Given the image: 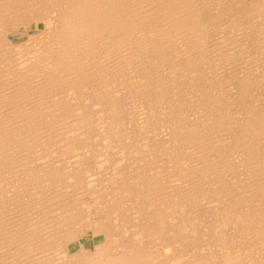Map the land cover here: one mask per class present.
<instances>
[{"label":"rangeland","instance_id":"rangeland-1","mask_svg":"<svg viewBox=\"0 0 264 264\" xmlns=\"http://www.w3.org/2000/svg\"><path fill=\"white\" fill-rule=\"evenodd\" d=\"M119 1L122 3L125 0ZM135 1L136 0H132L133 3H136ZM163 1L165 2L166 0H151L152 3L144 9L146 18H148L149 21H147L144 25L145 29H143L142 32L144 34L146 33L147 35L144 38H139V40H136V42L145 41L146 43L157 41L162 43V48L164 47V52H166L161 55L160 59L153 60L154 56L153 58L152 56H149L147 58L148 61H144L146 63V68L143 70H139L138 68L137 70L134 67H129L127 64L120 66L118 65L119 60L115 58L111 59L109 63L103 62L102 64L105 65L104 71H102L100 68L92 71V74H94L92 78L94 80L91 79L90 83L82 88L83 94L80 97L78 91L71 90L74 92L75 96L78 95V107H75L74 110L67 111V106L63 105V109H58L59 107L57 106L52 108L54 110L52 113L48 111L47 114L52 116H54L55 113H57L56 115L61 116L58 117L60 119L56 118L58 123L54 121L55 118L50 116H46L47 118H41L40 121L42 123L46 122L48 124L56 122L55 124L61 125V134L60 131H55V129L51 131L52 133H50V135H43V139L41 138V141L44 139L45 140L41 142L42 146L40 150L29 155L26 160L25 157L24 160L22 158V162H20L21 160H18L19 163L14 165V167L17 166V168L13 169V167L9 170L6 168V172L4 170L5 167L0 170V175L3 178H0V191L2 190V186L3 188L5 187V190L3 189L0 193L4 194L6 192V187H9V190L7 189V191H10L6 192L4 197L6 198L4 200V207L8 208V213L11 211L13 212H11L12 214L9 213L10 217L8 215L10 219L7 217L9 221L11 220L9 225L15 226L14 228H21L14 230L15 232L21 231L22 233L21 239L19 241L22 239V241H25L27 239V241H25L27 242V245L25 242H22V245H19L21 250L18 247H15V249L18 250L16 255L18 258L15 257L16 259H14V256H12L8 251L1 252L0 250V259L7 256V259H11L10 263L12 264H36V261H28L29 258L27 253L33 254L31 253L30 249H32L33 252L42 251L40 248H44L43 250L50 248L52 249L57 243L54 241L52 243L51 235L53 233H57L55 236L60 239L62 235L60 240L65 241V244L63 243L64 241H62V243L58 245H60L62 248L64 247L62 250H67L66 253H68L69 256H67L65 260H58L48 264H116L115 261L117 258L118 260L123 259L122 255L117 253V250H126L132 247L131 243H133L132 240L134 238V245L136 246L137 250L145 252V250L149 249L148 252H152V254L148 253L150 256H148L149 258L147 257L146 259L148 264H152L154 261L158 262L159 260H161V262L157 264H225L221 260V255L224 252L230 253L232 260H238L240 264H259L264 261V222L253 224L252 226L244 229L233 222H222V220H226L224 217H222L224 215L221 214L224 209H230L232 205L233 209L236 210L241 207L237 210V212H239V210L243 211L245 207L241 205V201L247 198L248 194L256 196L259 194L257 191H260V184H258L259 178H257L260 175V172H257L258 174H256L254 171L256 170V165L264 166V160H261V157L264 158V124H262L264 123V115H262L264 114V0H194L197 1V5H199L197 14L201 16V20L199 21L201 23H196L194 25L195 30L189 31L190 33L183 32V34H177L174 31L170 32L169 34L168 32L171 30H167L166 24L163 23V20L159 17L160 14L157 15L158 13H161L162 9L160 8L159 4L162 5ZM38 17L40 16L37 15L36 18H30L27 20L28 22H25V26L21 23H12L10 25L11 29L14 28L16 34L14 39L15 44L13 43L12 45L14 46L15 52L18 51L21 53H26L27 56H31L37 51L39 52L41 50V46L48 38V35L45 31V33H39L42 29L46 28V26L45 23H42V19ZM33 21H38L39 28L35 27L34 24L31 23ZM146 26H148V28ZM37 34L40 35L34 37ZM167 34L171 36L168 39H166ZM21 41L22 44L20 45ZM100 43L104 44L105 42ZM166 43L167 46H164ZM106 55L107 54H104V50H102V52H100L96 58L97 60L100 59L99 61L102 62L109 58ZM3 56L4 54L2 53L0 55V60ZM4 65L5 63L1 60L0 70H6V67H3ZM110 65L113 66L110 68ZM156 68L159 75H157V72L155 71ZM116 70H118V72ZM149 71H151V73H149ZM155 79L160 81V85L152 87L155 83ZM93 96L95 98H92ZM102 96L103 98H101ZM54 97V95L50 96V98ZM194 102L197 103V105ZM115 107L120 111V115L118 116L114 115ZM145 120L148 121L146 122ZM228 125H230V127ZM193 127L195 129H193ZM198 129L201 130L199 131ZM68 130L70 131L66 134V131ZM174 130H176V132ZM37 133L38 131L35 134ZM166 133L170 134L167 135ZM71 134L72 136H70ZM186 135H188V137ZM193 143H195V145ZM184 146L186 147L184 148ZM209 146H212L211 150ZM230 146L233 148L231 149ZM195 148H199L201 150ZM204 151H206L205 155ZM221 151L223 152V155ZM207 152L211 153L206 154ZM218 152H220V155ZM75 154H77V156ZM146 155L147 158L142 157ZM149 155L150 157L148 158ZM171 155L173 156L171 157ZM207 156H209L210 159ZM38 157H40V159ZM31 159L33 162L29 163ZM59 159L61 162L57 163V161H60ZM207 159H209L207 163L204 162ZM215 162L216 165L218 164L217 166L215 165ZM223 162L226 166L223 164ZM21 163H23V165ZM42 163L43 165H41ZM226 163L231 164L227 165ZM198 164L199 167L197 166ZM220 164L223 165L221 166ZM48 165H50V167ZM39 166L40 170H36V168H39ZM50 168L52 169L51 173ZM72 169H78L85 179L95 178V184L92 186H87V184H85L82 187L78 186L74 189L69 188L68 190L65 189L63 184H60L58 185L59 188H57L56 186L59 183L58 177L60 178L62 175L66 174L65 172H68ZM185 169L186 171H184ZM200 169L201 171L203 170L202 173H200ZM214 169H216V171H214ZM20 171H22V173H20ZM28 171H32L34 174L37 172L36 174L40 176L42 175L41 178L43 177L42 179L46 180H44L46 185L50 183L51 185L49 184L48 186L52 188L50 189L47 186L43 191L44 193L46 192V194L43 193V196L42 194H37L36 191H33V189H28L26 191L23 186H18L20 188L19 190L17 187H15L13 180L22 179L24 177V173H28ZM191 171L193 172L191 173ZM213 171L214 173H212ZM177 172L181 174L179 175ZM154 173H156V175ZM189 174L190 178L187 177ZM52 175L55 180L50 178ZM142 175L145 176V178ZM176 175L179 177L175 178ZM206 175L209 179L206 177ZM14 176H17L18 179ZM252 176L253 178H251ZM152 177L156 180H154ZM148 178L149 180L146 181ZM171 178H173V181ZM7 179H9L10 182ZM51 179L52 183L48 182ZM206 179L209 180L210 183L207 182ZM211 179L214 182H212ZM195 180L196 182H194ZM223 180H225L226 183ZM153 181L156 184H154ZM239 181L243 182L241 183ZM3 182L5 184H3ZM118 182L120 184H118ZM221 182H223L224 185L221 184ZM109 183L111 184L109 185ZM178 183H182V186ZM251 183H255L256 186L254 184L253 187ZM173 184L174 186H172ZM227 185L230 188L229 190L232 191L234 189L233 193L228 190ZM249 185L252 186V190H250L251 186ZM221 187L223 189H221ZM238 187L242 191L238 190ZM176 188L179 190H176ZM247 188L251 192H249ZM11 189H14L12 191L13 193L11 192ZM148 190L149 193H151L150 197L146 196ZM153 190L155 191L152 192ZM237 190L238 192L236 193L235 191ZM51 192L52 195H49L53 199L48 197V193ZM241 192H244V194ZM15 193L18 197L14 196ZM141 194H145L144 196L147 197V200H145V197H142ZM243 195L245 198H243ZM137 196H139V199H144L140 201ZM29 197L32 200L29 199ZM227 197L230 200H228ZM37 198H40V201ZM64 198L67 199L65 200ZM127 198L129 200H127ZM179 198L181 199L179 200ZM2 199L3 198H0V201ZM240 199L242 200L240 201ZM26 201H28V203ZM135 201L136 203H134ZM146 201H148L150 205L147 204ZM236 201L237 203L239 201L238 204L241 206H238ZM20 203L23 205L21 206ZM59 203H61L62 206H60L61 204ZM194 203L197 204L198 207L194 205ZM140 204H142L141 206L144 207H141ZM208 204L211 205V207ZM18 206L20 208H18ZM145 206H147V209ZM32 208L34 210H32ZM67 210L68 213L66 212ZM28 211L32 213L31 216H29L30 213L28 214ZM150 211L152 213H150ZM159 214L162 218L159 216ZM192 214H195V216ZM36 219H38V221ZM17 222L19 223L16 224ZM100 227V232L107 238V242L110 245L109 253L104 256L105 258L102 257L100 253L98 254L100 249H94L93 247L95 243H100L104 239L102 234L92 238L93 230L95 228L99 229ZM152 228H156L155 230L158 232L160 230L161 231L155 237L151 236V238H144L150 234L149 232ZM61 230L63 231L61 232ZM46 236L47 238H45ZM240 236L241 238H238ZM255 237L258 238L259 242L254 240ZM28 239L31 240L29 241ZM33 239L35 240L33 241ZM11 242H13V240H11ZM118 242L120 244H118ZM181 242L184 244H181ZM11 244L12 243H10V245ZM12 246L13 245H11V248ZM36 248L37 250H34ZM24 258H26V260ZM89 258H91L90 262L88 260ZM23 259L24 261H22ZM122 263L123 262H120L119 264ZM37 264L43 263L39 262Z\"/></svg>","mask_w":264,"mask_h":264},{"label":"bare ground","instance_id":"bare-ground-1","mask_svg":"<svg viewBox=\"0 0 264 264\" xmlns=\"http://www.w3.org/2000/svg\"><path fill=\"white\" fill-rule=\"evenodd\" d=\"M124 1V0H123ZM204 1V0H202ZM136 3H133L132 0H125L124 2H120L119 0H0V55L3 53L4 56L2 57V62L5 63L3 67H6V70H0V170L4 168V170L7 168L12 169L16 163H19L18 160H21L22 158L25 160L26 158L35 153L36 151L40 150L42 144L41 138L43 139V135H50L52 133L51 131H60L61 134V125L55 124L58 117H61L59 115L54 116L47 114L48 111L51 113L54 111L52 108L59 107L58 109H63V105L67 106L68 110H74L77 106L78 95L75 96L74 92L71 90L78 91L79 97L83 94V87L88 85L90 83L92 76V71L95 69H101L104 71L105 65L102 63H109L111 59L115 58L118 59V65L124 66L127 64L129 67H134L140 69L146 68V62L148 61L149 56H154L153 60H159L161 55L164 52V47L162 48L163 44L157 41L153 42H136V40H139V38H144L147 34L143 33L142 30L145 29L144 25L147 21H149L148 18H146V13L144 11L145 8L148 7L152 2L151 0H136ZM160 3V2H159ZM157 3V4H159ZM208 3V2H207ZM160 5L161 13L160 18L163 20V23L166 24L167 30H171L168 33L174 31L177 34L183 32H189L195 30L194 25L201 20V16L197 14V10L199 9V5H197V1L194 0H166L165 2H162V5ZM158 5V6H159ZM205 5V4H204ZM203 5V6H204ZM213 5V4H212ZM156 7V6H155ZM152 7V8H155ZM196 7V8H194ZM234 7V6H233ZM194 8V9H193ZM192 9V10H191ZM207 9V8H206ZM149 10V9H147ZM151 10V9H150ZM156 12V11H155ZM154 12V13H155ZM49 13V15H48ZM206 13V12H205ZM202 14V13H201ZM37 15H39L42 19V23H45L46 28L42 29L39 33H45L48 35V38L41 46V50L36 52L35 54L31 56H27L26 53L21 52H15L14 51V39H15V31L14 28L11 29L10 25L12 23H21L25 26V22H28L30 18H36ZM149 17V16H148ZM155 17V16H154ZM205 17V16H204ZM235 17V16H234ZM203 19V17H202ZM41 22V21H40ZM34 24L35 27L39 28L38 21L31 22ZM30 23V24H31ZM14 25V24H13ZM149 25V23H148ZM153 25V24H152ZM27 26V25H26ZM148 28V26H146ZM34 28V27H33ZM45 31V32H44ZM150 32V31H149ZM190 33V32H189ZM37 34L34 37L40 35ZM167 34L166 39L170 38L171 36ZM181 34V35H182ZM20 35V34H19ZM152 35V34H151ZM139 36V37H138ZM40 38V37H38ZM43 38V37H42ZM18 39V38H16ZM33 39V38H32ZM41 39V38H40ZM35 40V39H33ZM26 42V41H25ZM100 42H105L100 43ZM206 43V42H205ZM15 44V43H14ZM22 44V41L20 42V45ZM170 44V43H169ZM168 44V45H169ZM19 45V44H18ZM167 46V43L166 45ZM209 46V45H207ZM264 46V45H263ZM17 47V46H15ZM170 47V46H169ZM174 47V46H173ZM248 47V46H247ZM38 48V47H37ZM40 49V48H39ZM38 49V50H39ZM175 49V48H174ZM34 50V49H33ZM32 50V51H33ZM104 50V54H107L109 58H107L105 61H99L97 60L98 54ZM204 50V49H203ZM231 50V49H230ZM172 52V51H171ZM29 53V52H28ZM32 54V53H31ZM206 54V53H205ZM213 54V53H212ZM195 55V54H194ZM237 55V54H236ZM263 55V54H262ZM16 57V58H15ZM100 57V55H99ZM98 57V58H99ZM165 57V56H163ZM106 58V57H105ZM114 59V60H115ZM263 59V58H262ZM0 60V61H1ZM113 60V61H114ZM171 60V59H170ZM252 60V59H251ZM169 62V61H168ZM117 63V62H116ZM111 64V63H110ZM171 64V63H170ZM173 64V63H172ZM109 65V64H108ZM115 65V64H114ZM126 65V66H127ZM110 65L109 67L111 68ZM127 66V67H128ZM172 66V65H171ZM174 66V65H173ZM256 66V65H255ZM151 67V66H150ZM153 67V66H152ZM130 69V68H129ZM135 69V70H136ZM137 69V70H138ZM164 69V68H163ZM114 70V69H113ZM119 70V69H118ZM118 70H116L118 72ZM115 71V72H116ZM157 72V68L155 69ZM138 72V71H136ZM97 73V72H96ZM101 73V72H100ZM151 73V71H149ZM233 73V72H232ZM114 74V73H113ZM134 74V73H133ZM161 74V73H160ZM238 74V73H237ZM119 75V74H118ZM121 75V74H120ZM157 75L158 72H157ZM134 76V75H133ZM143 76V75H142ZM146 76V75H145ZM215 76V75H214ZM122 77V76H121ZM175 77V76H174ZM112 78V77H111ZM169 78V77H168ZM148 79V78H147ZM94 80V79H93ZM115 81V80H114ZM94 82V81H93ZM126 82V81H125ZM135 82V81H134ZM142 82V81H141ZM148 82V81H147ZM96 83V82H95ZM98 84V83H97ZM125 84V83H124ZM128 84V83H127ZM140 84V83H139ZM254 84V83H253ZM117 85V84H116ZM129 85V84H128ZM127 85V87H128ZM160 85V81L155 79V83L152 87H156ZM90 86V85H89ZM174 86V85H173ZM210 86V85H209ZM214 86V85H213ZM263 86V85H262ZM93 87V86H92ZM98 87V86H97ZM126 87V86H125ZM94 88V87H93ZM129 88V87H128ZM172 88V87H171ZM177 88V87H176ZM261 88V87H260ZM200 89V88H199ZM246 89V88H245ZM86 90V89H84ZM210 90V89H209ZM146 91V90H144ZM245 91V90H244ZM86 92V91H85ZM116 92V91H114ZM113 92V93H114ZM171 92V91H169ZM91 93V92H90ZM117 93V92H116ZM120 93V92H119ZM92 94V93H91ZM162 94V93H161ZM166 94V93H165ZM225 94V93H224ZM55 96L54 98H50V96ZM94 95V92H93ZM89 96V95H88ZM92 96V95H90ZM111 96V95H110ZM142 96V95H141ZM159 96V95H158ZM174 96V95H173ZM252 96V95H251ZM85 97V96H84ZM97 97V96H96ZM92 98H95L94 96ZM91 98V99H92ZM98 98V97H97ZM96 98V99H97ZM103 98V96L101 97ZM106 98V97H105ZM114 98V97H113ZM210 98V97H209ZM81 99V98H80ZM84 99V98H83ZM82 99V100H83ZM86 99V98H85ZM115 99V98H114ZM171 99V98H170ZM95 100V99H94ZM99 100V99H98ZM97 100V101H98ZM102 100V99H100ZM169 100V99H168ZM175 100V99H174ZM212 100V99H211ZM227 100V99H226ZM81 101V100H80ZM84 101V100H83ZM159 101V100H158ZM178 101V100H177ZM204 101V100H203ZM214 101V100H213ZM168 102V101H167ZM180 102V101H179ZM178 102V103H179ZM251 102V101H250ZM165 103V102H164ZM172 103V102H171ZM193 103V102H192ZM191 103V104H192ZM195 103V102H194ZM62 104V105H61ZM96 104V103H95ZM122 104V103H121ZM120 104V105H121ZM197 105V103H195ZM218 104V103H217ZM61 105V106H60ZM93 105V104H92ZM150 105V104H149ZM158 105V104H157ZM178 105V104H177ZM206 105V103H205ZM209 105V104H208ZM201 106V105H200ZM117 107V106H116ZM114 108V115L118 116L120 115V111L118 108ZM176 107V106H175ZM192 107V106H191ZM194 107V106H193ZM203 107V106H201ZM206 108V107H205ZM208 108V107H207ZM255 108V107H254ZM94 109V108H93ZM102 109V108H101ZM179 109V107H178ZM182 109V108H181ZM245 109V108H244ZM52 110V111H51ZM104 110V109H103ZM188 110V109H187ZM186 110V111H187ZM196 110V109H195ZM209 110V109H208ZM207 110V111H208ZM220 110V109H219ZM47 111V112H46ZM59 111V110H58ZM215 111V110H214ZM249 111V110H248ZM46 112V113H45ZM92 112V111H91ZM144 112V111H143ZM185 112V111H183ZM182 112V114H183ZM191 112V110H190ZM193 112V111H192ZM195 112V111H194ZM204 112V111H203ZM211 112V111H210ZM209 112V113H210ZM98 113V112H97ZM96 113V114H97ZM178 113V112H177ZM205 113V112H204ZM253 113V112H252ZM59 114V113H58ZM90 114V113H89ZM93 114V113H92ZM127 114V113H126ZM149 114V112H148ZM180 114V113H179ZM181 114V115H182ZM189 114V113H188ZM195 114V113H193ZM192 114V115H193ZM202 114V113H201ZM200 114V115H201ZM178 115V114H177ZM180 115V116H181ZM210 115V114H209ZM264 115V114H262ZM46 116H50L55 118L52 123H42L40 120L41 118H45ZM187 116V115H186ZM196 116V115H195ZM207 116V115H206ZM205 116V117H206ZM84 117V116H83ZM157 117V116H156ZM164 117V116H163ZM170 117V116H169ZM172 117V115H171ZM183 117V116H182ZM189 117V116H188ZM187 117V118H188ZM197 117V116H196ZM204 117V118H205ZM261 117V116H260ZM47 118V117H46ZM128 118V117H127ZM126 118V119H127ZM165 118V117H164ZM186 118V119H187ZM200 118V117H198ZM209 118V117H208ZM216 118V117H214ZM220 118V117H219ZM60 119V118H58ZM81 119V118H80ZM174 119V118H173ZM176 119V118H175ZM179 119V118H178ZM177 119V120H178ZM195 119V118H193ZM203 119V118H202ZM169 120V119H168ZM192 120V119H191ZM196 120V119H195ZM248 120V119H247ZM263 120V118H262ZM75 121V120H74ZM127 121V120H126ZM146 121V120H145ZM148 121V120H147ZM146 121V122H147ZM194 121V120H192ZM200 121V120H199ZM264 121V120H263ZM176 122V120H175ZM191 122V121H190ZM198 122V121H196ZM195 122V123H196ZM224 122V121H223ZM61 123V122H60ZM59 123V124H60ZM142 123V122H141ZM167 123V122H166ZM201 123V122H199ZM251 123V122H250ZM171 124V123H170ZM184 124V123H182ZM193 124V123H192ZM191 124V125H192ZM203 124V123H202ZM226 124V123H225ZM264 124V123H262ZM155 125V124H154ZM181 125V124H180ZM195 125V124H194ZM204 125V124H203ZM227 125V124H226ZM232 125V124H231ZM248 125V124H247ZM230 127V125H228ZM250 126V125H249ZM252 126V124H251ZM68 127V125H67ZM66 127V128H67ZM93 127V126H92ZM154 127V126H153ZM167 127V126H166ZM169 127V126H168ZM173 127V125H172ZM179 127V124H178ZM195 127V126H194ZM193 127V129H195ZM197 127V124H196ZM200 127V126H198ZM187 128V127H186ZM190 128V126H189ZM253 128V127H252ZM48 129V130H46ZM62 129V128H61ZM90 129V128H89ZM87 129V130H89ZM183 129V127H182ZM191 129V128H190ZM203 129V128H202ZM73 130V129H72ZM199 130V129H198ZM201 130V129H200ZM199 130V131H200ZM224 130V129H223ZM227 130V129H226ZM240 130V129H239ZM248 130V129H247ZM38 131L37 134H35ZM70 130L66 131V134ZM94 131V130H93ZM176 132V130H174ZM179 131V130H178ZM186 131V130H185ZM195 131V130H194ZM203 131V130H202ZM201 131V132H202ZM225 131V130H224ZM228 131V130H227ZM171 132V131H170ZM180 132V131H179ZM182 132V130H181ZM189 132V131H188ZM187 132V133H188ZM209 132V131H208ZM212 132V131H211ZM54 133V132H53ZM71 133V132H70ZM191 133V132H190ZM198 133V131H197ZM218 133V132H217ZM59 134V133H58ZM167 134V133H166ZM170 134V133H168ZM167 134V135H168ZM177 134V133H176ZM194 134V133H193ZM196 134V133H195ZM212 134V133H211ZM78 135V134H77ZM98 135V134H97ZM181 135V134H180ZM190 135V134H189ZM200 135V134H199ZM220 135V134H219ZM42 136V137H41ZM72 136V134L70 135ZM75 136V135H74ZM93 136V135H92ZM179 136V135H178ZM182 136V135H181ZM188 137V135H186ZM54 137V136H52ZM147 137V136H146ZM145 137V138H146ZM191 137V136H190ZM200 137V136H199ZM203 137V136H202ZM201 137V138H202ZM63 138V137H62ZM173 138V137H172ZM181 138V137H179ZM185 138V137H184ZM197 138V137H196ZM47 139V138H46ZM61 139V138H60ZM187 139V138H185ZM184 139V140H185ZM193 139V138H191ZM198 139V138H197ZM205 139V138H204ZM203 139V142H204ZM213 139V138H212ZM169 140V139H168ZM172 140V139H171ZM177 140V139H176ZM190 140V139H189ZM196 140V139H195ZM202 140V139H201ZM219 140V139H218ZM138 141V140H137ZM146 141V140H145ZM144 141V142H145ZM194 141V140H192ZM206 141V140H205ZM209 141V140H208ZM207 141V144H208ZM215 141V140H214ZM221 141V140H220ZM57 142V141H56ZM173 142V141H172ZM181 142V141H180ZM191 142V141H190ZM197 142V141H196ZM216 142V141H215ZM55 143V142H54ZM60 143V142H59ZM146 143V142H145ZM179 143V142H178ZM189 143V142H188ZM201 143V142H200ZM198 143V144H200ZM213 143V142H211ZM221 143V142H220ZM172 144V143H171ZM191 144V143H190ZM195 145V143H193ZM203 144V143H202ZM48 145V143H47ZM65 145V144H64ZM62 145V146H64ZM145 145V144H144ZM186 145V143H185ZM206 145V143H205ZM204 145V146H205ZM213 145V144H212ZM235 145V144H234ZM259 145V143H258ZM189 146V144H188ZM208 146V145H207ZM178 147V145H177ZM176 147V148H177ZM181 147V146H180ZM183 147V146H182ZM186 146H184L185 148ZM191 147V146H190ZM212 147V146H211ZM211 147L209 146L210 150ZM50 148V146H49ZM175 148V149H176ZM200 148V147H199ZM195 148V149H199ZM203 148V146H202ZM205 148V147H204ZM231 148V146H230ZM233 148V147H232ZM231 148V149H232ZM46 149V148H45ZM57 149V148H56ZM169 149V148H168ZM178 149V148H177ZM182 149V148H181ZM260 149V148H259ZM258 149V151H259ZM171 150V149H170ZM180 150V149H179ZM201 150V149H199ZM204 150V149H203ZM202 150V151H203ZM229 150V149H228ZM54 151V150H53ZM198 151V150H197ZM209 151V150H208ZM217 151V150H215ZM44 152V151H43ZM188 152V151H186ZM191 152V151H190ZM204 151V155H205ZM212 152V151H211ZM211 152H207L206 154H209ZM222 152V151H221ZM226 152V151H225ZM84 153V152H82ZM147 153V152H146ZM179 153V152H178ZM184 153V152H183ZM215 153V152H214ZM220 152H218L219 154ZM229 153V151H228ZM260 153V152H258ZM126 154V153H125ZM153 154V153H152ZM167 154V153H166ZM182 154V153H181ZM202 154V153H201ZM247 154V153H246ZM245 154V155H246ZM77 156V154H75ZM74 155V156H75ZM79 155V154H78ZM169 155V154H168ZM174 155V154H173ZM171 155V157L173 156ZM195 155V154H194ZM199 155V154H198ZM220 155V154H219ZM223 155V152H222ZM264 155V154H263ZM73 156V157H74ZM177 156V155H176ZM179 156V155H178ZM201 156V155H200ZM215 156V155H214ZM253 156V152H252ZM258 156V155H257ZM72 157V156H70ZM147 158L146 156H142ZM150 155L148 156V158ZM170 157V156H169ZM170 157V158H171ZM175 157V156H174ZM198 157V156H196ZM195 157V158H196ZM209 158V156H207ZM205 157V158H207ZM220 157V156H219ZM222 157V156H221ZM225 157V155H224ZM259 157V156H258ZM30 158V157H29ZM40 159V157H38ZM194 158V159H195ZM203 158V157H202ZM244 158V157H243ZM254 158V157H253ZM158 159V158H157ZM179 159V158H178ZM192 159V158H191ZM210 159V158H209ZM205 160L204 162L207 163L209 160ZM222 159V158H221ZM226 159V158H224ZM246 159V158H244ZM243 159V160H244ZM264 160L263 157H261V160ZM37 160V159H35ZM60 160V159H59ZM200 160V159H199ZM212 160V159H211ZM228 160V159H227ZM231 160V159H230ZM234 160V158H233ZM256 160V159H255ZM260 160V159H259ZM63 161V160H62ZM161 161V160H160ZM173 161V159H172ZM195 161V160H193ZM201 161V160H200ZM203 161V160H202ZM224 161V160H221ZM33 162L31 161L29 163ZM48 162V161H47ZM60 163V161H57V163ZM95 162V161H94ZM97 162V161H96ZM174 162V161H173ZM176 162V161H175ZM187 162V161H186ZM211 162V161H209ZM235 162V161H234ZM253 162V161H252ZM28 163V162H27ZM126 163V162H125ZM147 163V162H145ZM159 163V162H158ZM201 163V162H200ZM199 163V164H200ZM233 163V162H232ZM23 165V163H21ZM26 164V162H25ZM148 164V163H147ZM199 164L197 165L199 167ZM214 164V163H213ZM224 164V162H223ZM223 164H220L221 166ZM227 164V163H226ZM231 164V163H228ZM227 164V165H228ZM234 164V163H233ZM262 164V163H261ZM36 165V164H35ZM43 165V163L41 164ZM137 165V164H136ZM142 165V164H141ZM185 165V163H184ZM208 165V164H207ZM216 165V162H215ZM218 165V164H217ZM216 165V166H217ZM219 165V166H220ZM225 165V164H224ZM247 165V164H246ZM252 165V164H251ZM250 165V166H251ZM254 165V164H253ZM256 165V164H255ZM50 167V165H48ZM47 166V167H48ZM58 166V165H55ZM148 166V165H147ZM193 166V165H192ZM204 166V165H202ZM214 166V165H212ZM226 166V165H225ZM231 166V165H230ZM243 166V164H242ZM102 167V166H101ZM176 167V166H175ZM234 167V166H233ZM241 167V166H240ZM239 167V169H240ZM248 167V165H247ZM17 168L14 167L13 169ZM180 168V167H179ZM189 168V167H188ZM191 168V167H190ZM197 168V167H196ZM195 168V169H196ZM210 168V166H209ZM232 168V167H231ZM236 168V167H235ZM253 168V167H252ZM34 169V168H33ZM43 169V168H42ZM41 169V170H42ZM64 169V168H63ZM79 169V168H78ZM77 170H70L68 172H65L66 174L62 175L60 178L58 177V184L57 188H59L58 185L63 184L65 186V189L69 188H76V187H82L83 185L87 184V186H92L95 184V178H89L85 179L84 176H82V173ZM97 169V168H96ZM108 169V168H107ZM148 169V168H147ZM198 169V168H197ZM196 169V170H197ZM207 169V168H206ZM212 169V168H211ZM218 169V168H216ZM214 169V171H216ZM222 169V168H221ZM227 169V168H226ZM234 169V168H233ZM245 169V168H243ZM256 174L257 172H260V177L256 176L258 179V184H260L259 194L256 196H252L248 194V197L240 199L241 205L245 207L243 211L237 212V210L241 207H239L237 210L233 209L232 207L229 209H224L221 214H223L224 219L226 221L222 222H233L236 225H239L241 228H247L252 226L253 224L264 222V166L256 165L255 167ZM7 170V171H8ZM22 170V169H21ZM26 170V169H25ZM31 170V169H30ZM36 170H40L39 168H36ZM48 170V168H47ZM178 170V169H177ZM188 170V169H187ZM190 170V169H189ZM193 170V169H191ZM24 171V170H23ZM27 171V170H26ZM33 171V170H32ZM32 171H28V173H24V177L22 179L13 180L15 183V187H17L19 190L20 188L18 186H23V188L26 189H33V191H36L37 194H42L43 191L46 189V187L50 184L45 183V179H42L40 175L36 174L37 172L32 173ZM52 169L50 168V173ZM66 171V169H65ZM151 171V170H150ZM173 171V170H172ZM180 171V170H179ZM186 171V169L184 170ZM201 171V169H200ZM203 171V170H202ZM202 171L200 173H202ZM214 171L212 173H214ZM229 171V170H228ZM238 171V170H237ZM245 171V170H244ZM6 172V170H5ZM9 172V171H8ZM17 172V171H16ZM25 172V171H24ZM31 172V173H30ZM58 172V171H57ZM98 172V171H97ZM139 172V171H138ZM147 172V170H146ZM175 172V171H173ZM188 172V171H187ZM193 171H191L192 173ZM195 172V171H194ZM199 172V171H198ZM208 172V171H207ZM206 172V173H207ZM236 172V171H233ZM249 172V171H248ZM4 173V172H3ZM22 173V171H20ZM49 173V174H50ZM63 173V172H62ZM135 173V171H134ZM137 173V172H136ZM148 173V172H147ZM158 173V172H156ZM156 173H154L156 175ZM179 173V172H177ZM190 173V174H191ZM209 173V172H208ZM219 173V171H218ZM228 173V172H227ZM5 174V173H4ZM11 174V173H10ZM97 174V173H96ZM146 174V173H145ZM181 173H179L180 175ZM190 174L187 175V177L190 178ZM195 174V173H194ZM204 174V172H203ZM226 174V173H225ZM6 175V174H5ZM16 175V174H15ZM170 175V174H169ZM175 175V173H174ZM178 175V174H177ZM176 175L175 178H178ZM193 175V174H192ZM213 175V174H212ZM211 175V176H212ZM218 175V174H216ZM215 175V177H216ZM252 175V173H251ZM44 176V175H43ZM49 176V175H48ZM55 176V175H54ZM57 176V175H56ZM143 176V175H142ZM147 176V175H146ZM227 176V175H226ZM225 176V177H226ZM230 176V175H229ZM12 177V176H11ZM15 177V176H14ZM15 177V178H16ZM46 177V176H45ZM137 177V176H136ZM145 178V176H143ZM151 178L150 176H148ZM155 177V176H154ZM170 177V176H169ZM174 177V176H173ZM197 177V176H196ZM207 177V175H206ZM213 177V178H215ZM232 177V176H231ZM0 178L3 179L0 175ZM13 178V177H12ZM54 179L53 175L50 177ZM48 178V179H50ZM146 179L147 180H149ZM153 178V177H152ZM157 178V176H156ZM188 178V179H189ZM194 178V177H193ZM202 178V177H201ZM208 178V177H207ZM223 178V177H222ZM227 178V177H226ZM244 178V177H243ZM253 178V176L251 177ZM11 179V178H10ZM52 179L48 182L52 183ZM57 179V178H56ZM154 179V178H153ZM166 179V178H164ZM181 179V178H180ZM179 179V180H180ZM183 179V178H182ZM209 179V178H208ZM9 180V179H7ZM45 180V181H44ZM55 180V179H54ZM156 180V179H154ZM169 180V179H168ZM173 181V178H171ZM205 180V179H204ZM207 180V179H206ZM214 180V179H213ZM221 180V179H220ZM226 180V179H225ZM223 180V181H225ZM229 180V179H228ZM238 180V179H237ZM253 180V179H252ZM1 181V180H0ZM4 181V180H3ZM103 181V180H102ZM117 181V180H116ZM162 181V180H161ZM189 181V180H188ZM212 181V179H211ZM217 181V180H215ZM236 181V180H235ZM251 181V180H250ZM257 181V180H255ZM10 182V180H9ZM54 182V181H53ZM125 182V181H124ZM171 182V181H170ZM184 182V181H183ZM196 182V180L194 181ZM205 182V181H204ZM209 182V180H207ZM214 182V181H212ZM228 182V181H227ZM231 182V181H229ZM241 182V181H239ZM238 182V183H239ZM243 182V181H242ZM241 182V183H242ZM246 182V181H245ZM252 182V181H251ZM254 182V181H253ZM130 183V182H129ZM154 183V181H153ZM177 183V182H176ZM210 183V182H209ZM218 183V182H217ZM216 183V184H217ZM226 183V181H225ZM3 184H5L3 182ZM108 184V183H107ZM111 183H109L110 185ZM118 184H120L118 182ZM156 184V183H154ZM153 184V185H154ZM161 184V183H160ZM179 185L182 183H178ZM202 184V183H201ZM215 184V183H214ZM213 184V185H214ZM223 184V182H221ZM237 184V183H236ZM252 184V183H251ZM255 183L252 184V186ZM2 185V184H1ZM13 185V182H12ZM51 185V184H50ZM55 185V184H54ZM159 185V184H158ZM176 185V184H175ZM205 185V183H204ZM224 185V184H223ZM222 185V186H223ZM226 185V184H225ZM6 186V185H4ZM8 186V185H7ZM62 186V185H61ZM105 186V185H104ZM156 186V185H154ZM153 186V188H154ZM174 186V184L172 185ZM171 186V187H172ZM184 186V185H183ZM187 186V185H186ZM195 186V185H194ZM218 186V185H216ZM228 186V185H227ZM236 186V185H235ZM244 186V185H242ZM251 186V185H249ZM248 186V187H249ZM252 186L250 187V190H252ZM256 186V184H255ZM11 187V185H10ZM49 187V186H48ZM55 187V188H56ZM148 187V185H147ZM169 187V186H168ZM177 187V186H176ZM180 187V186H179ZM208 187V186H206ZM220 187V186H219ZM226 187V186H225ZM224 187V188H225ZM246 187V185H245ZM254 187V186H253ZM9 188V187H8ZM6 187V192L8 189ZM16 188V189H17ZM50 188V187H49ZM52 188V187H51ZM50 188V189H51ZM54 188V187H53ZM56 188V189H57ZM152 188V189H153ZM157 188V187H156ZM188 188V186H187ZM214 188V187H213ZM232 188V187H231ZM234 188V186H233ZM236 188V187H235ZM1 189L5 190V187H1ZM15 189V191H16ZM17 189V190H18ZM22 189V187H21ZM165 189V188H164ZM178 188H176L177 190ZM201 189V188H200ZM221 189H223L221 187ZM220 189V190H221ZM228 186V190H229ZM248 189V188H247ZM257 189V188H256ZM2 190L0 192H2ZM9 190V189H8ZM14 190V189H13ZM11 189V192L13 191ZM62 190V189H61ZM101 190V189H99ZM179 190V189H178ZM181 190V189H180ZM192 190V189H191ZM198 190V189H197ZM219 190V191H220ZM234 190V189H233ZM233 190H229L233 193ZM238 190L242 191L241 189ZM235 191L236 193L238 192ZM249 190V189H248ZM249 190V192H251ZM48 191V190H47ZM51 191V190H50ZM56 191V190H54ZM53 191V192H54ZM60 191V189H59ZM72 191V190H71ZM92 191V190H91ZM143 191V190H142ZM146 191V190H145ZM153 190L152 192H154ZM157 191V190H156ZM173 191V190H172ZM186 191V190H185ZM215 191V189H214ZM217 191V190H216ZM5 192V193H6ZM66 192V191H65ZM69 192V191H68ZM139 192V191H138ZM141 192V191H140ZM158 192V191H157ZM165 192V191H164ZM179 192V191H178ZM202 192V191H201ZM218 192V191H217ZM221 192V191H220ZM245 192V191H244ZM244 192L242 194H244ZM248 192V193H249ZM5 193H0V198H3L0 201V250L2 251H8L11 253L12 256H14V259L18 258L16 257L18 250L15 249V247H20L19 245H22V242L27 241H19L21 239L22 233L21 231L15 232L14 230H17L19 228H14L15 226H11L9 221V210L8 208H5L4 200ZM13 193V192H12ZM35 193V194H36ZM58 193V192H57ZM62 193V192H61ZM100 193V192H99ZM135 193V192H134ZM137 193V192H136ZM142 193V192H141ZM147 193V192H146ZM145 193V194H146ZM173 193V192H172ZM210 193V192H209ZM213 193V192H212ZM222 193V192H221ZM240 193V194H241ZM8 194V193H7ZM20 194V193H19ZM31 194V193H30ZM29 194V195H30ZM46 194V192L44 193ZM51 193H48V195ZM54 194V193H53ZM63 194V193H62ZM66 194V193H65ZM77 194V193H76ZM144 194V195H145ZM148 194V195H147ZM146 196L150 197L149 190ZM198 194V193H197ZM201 194V193H200ZM220 194V193H219ZM241 194V195H242ZM253 194V193H252ZM12 195V194H11ZM32 195V194H31ZM39 195V196H40ZM59 195V194H58ZM75 195V194H74ZM142 197H145V200H147V197L141 194ZM153 195V194H152ZM165 195V194H164ZM173 195V194H171ZM179 195V194H178ZM209 195V194H208ZM218 195V194H217ZM221 195V194H220ZM235 195V194H234ZM240 195V197H241ZM247 195V192H246ZM254 195V194H253ZM14 196H17L16 193ZM37 196V197H39ZM46 196V195H44ZM134 196V195H132ZM161 196V195H159ZM192 196V195H191ZM204 196V195H203ZM212 196V195H211ZM227 196V195H226ZM238 196V195H237ZM8 197V196H7ZM18 197V196H17ZM32 197V196H31ZM49 198L50 195L48 196ZM53 197V196H52ZM56 197V196H55ZM62 197V196H61ZM59 197V198H61ZM135 197V196H134ZM139 199V196H137ZM196 197V196H195ZM218 197V196H215ZM223 197V196H222ZM239 197V196H238ZM36 198V197H35ZM48 198V199H49ZM69 198V197H68ZM165 198V197H164ZM205 198V197H204ZM233 198V197H232ZM235 198V197H234ZM12 199V198H11ZM29 199H31L29 197ZM38 199V198H37ZM40 199V198H39ZM38 199V200H39ZM53 199V198H51ZM50 199V200H51ZM65 199V198H64ZM67 199V198H66ZM65 199V200H66ZM131 199V198H130ZM144 199V198H143ZM143 199H139L140 201ZM154 199V198H152ZM159 199V198H158ZM171 199V198H169ZM181 198H179L180 200ZM185 199V198H184ZM214 199V198H213ZM212 199V200H213ZM219 199V198H218ZM228 200H230L227 197ZM237 199V198H236ZM18 200V199H17ZM32 200V199H31ZM35 200V199H34ZM47 200V198H46ZM59 200V199H58ZM127 200H129L127 198ZM132 200V199H131ZM177 200V199H176ZM177 200V201H179ZM190 200V198H189ZM217 200V199H216ZM226 200V199H225ZM239 200V198H238ZM40 201V200H39ZM45 201V200H44ZM155 201V200H154ZM215 201V200H214ZM235 201V200H234ZM233 201V202H234ZM28 203V201H26ZM30 202V201H29ZM46 202V201H45ZM52 202V201H51ZM57 202V201H56ZM59 202V201H58ZM129 202V201H128ZM139 202V201H137ZM147 204L148 201H146ZM151 202V201H150ZM159 202V201H158ZM224 202V201H223ZM222 202V203H223ZM231 202V201H230ZM22 203V202H21ZM20 203V205H21ZM36 203V202H35ZM48 203V202H47ZM63 203V202H62ZM67 203V202H65ZM136 203V201L134 202ZM142 203V202H141ZM144 203V202H143ZM189 203V202H188ZM191 203V202H190ZM212 203V202H211ZM218 203V202H217ZM237 203V201H236ZM239 203V201H238ZM237 203V204H238ZM26 204V203H25ZM40 204V203H39ZM49 204V203H48ZM55 204V202H54ZM61 204V203H59ZM58 204V206H59ZM70 204V203H69ZM121 204V203H120ZM128 204V203H127ZM153 204V202H152ZM160 204V203H158ZM163 204V203H162ZM180 204V203H179ZM200 204V203H198ZM227 204V203H226ZM229 204V203H228ZM13 205V204H12ZM23 205V204H22ZM21 205V206H22ZM31 205V204H30ZM51 205V204H50ZM49 205V206H50ZM66 205V204H63ZM118 205V204H117ZM135 205V204H134ZM142 204H140L141 206ZM145 205V204H144ZM150 205V204H149ZM157 205V204H155ZM164 205V204H163ZM191 205V204H190ZM194 205L197 206V204L194 203ZM204 205V204H203ZM209 205V204H208ZM219 205V204H218ZM217 205V206H218ZM236 205V204H235ZM238 204V206H241ZM3 206V207H2ZM11 206V205H9ZM7 206V207H9ZM32 206V205H31ZM35 206V205H34ZM41 206V205H40ZM48 206V205H47ZM45 206V207H47ZM57 206V207H58ZM62 206V204L60 205ZM121 206V205H120ZM148 206V205H147ZM145 206V208L147 207ZM193 206V205H192ZM211 207V205H209ZM220 206V205H219ZM218 206V207H219ZM39 207V206H38ZM137 207V206H136ZM144 207V206H141ZM169 207V206H167ZM183 207V206H182ZM198 207V206H197ZM216 207V206H215ZM230 207V206H229ZM235 207V206H234ZM237 207V206H236ZM15 208V207H14ZM18 208H20L18 206ZM155 208V207H154ZM180 208V207H177ZM176 208V209H177ZM185 208V207H184ZM203 208V207H202ZM225 208V207H223ZM222 208V209H223ZM47 209V208H46ZM147 209V208H146ZM150 209V208H149ZM152 209V208H151ZM166 209V208H165ZM170 209V208H169ZM175 209V210H176ZM186 209V208H185ZM243 209V208H242ZM241 209V210H242ZM32 210H34L32 208ZM42 210V209H41ZM51 210V209H50ZM72 210V209H71ZM137 211V209L135 208ZM156 210V209H155ZM196 210V209H195ZM213 210V209H211ZM215 210V209H214ZM220 210V209H219ZM218 210V211H219ZM31 211V210H30ZM38 211V210H37ZM58 211V210H57ZM148 211V210H147ZM169 211V210H168ZM179 211V210H177ZM183 211V210H182ZM193 211V210H192ZM221 211V210H220ZM39 212V211H38ZM68 213V210L66 211ZM149 212V211H148ZM167 212V211H166ZM187 212V211H186ZM200 212V211H199ZM13 213V212H12ZM11 213V214H12ZM17 213V212H16ZM25 213V212H24ZM30 212L28 211V214ZM63 213V212H62ZM92 213V212H91ZM150 213H152L150 211ZM148 213V214H150ZM158 213V211H157ZM172 213V212H171ZM170 213V215H171ZM183 213V212H182ZM191 213V212H190ZM197 213V212H196ZM208 213V212H207ZM213 213V212H212ZM211 213V214H212ZM27 214V213H26ZM32 213H30L29 216H31ZM65 214V213H64ZM161 214V213H160ZM159 214V216H160ZM9 215V217H8ZM16 215V214H15ZM24 215V214H23ZM37 215V214H36ZM47 215V214H44ZM67 215V214H66ZM173 215V214H172ZM188 215V214H187ZM191 215V214H190ZM193 215V214H192ZM25 216V215H24ZM22 216L23 218H25ZM28 216V217H29ZM145 216V215H144ZM143 216V217H144ZM195 216V214L193 215ZM9 219H8V218ZM20 217V216H17ZM16 217V218H17ZM44 217V216H43ZM161 217V216H160ZM182 217V216H181ZM184 217V216H183ZM192 217V216H191ZM190 217V218H191ZM12 218V217H11ZM34 218V217H33ZM38 218V217H35ZM41 218V217H40ZM138 218V217H137ZM146 218V217H145ZM162 218V217H161ZM164 218V217H163ZM14 219V218H13ZM21 219V218H20ZM27 219V218H26ZM172 219V218H171ZM17 220V219H16ZM22 220V219H21ZM31 220V219H30ZM35 220V219H34ZM38 221V219H36ZM80 220V219H79ZM77 220V221H79ZM154 220V218H153ZM152 220V221H153ZM208 220V219H207ZM24 221V220H23ZM29 221V220H28ZM32 221V220H31ZM36 221V222H37ZM43 221V220H42ZM168 221V220H167ZM182 221V220H181ZM13 222V221H12ZM22 222V221H21ZM20 222V223H21ZM27 222V221H26ZM149 222V220H148ZM171 222V221H170ZM194 222V221H193ZM209 222V221H208ZM217 222V221H216ZM14 223V222H13ZM17 222L16 224H18ZM40 223V222H39ZM50 223V222H49ZM159 223V222H158ZM12 224V223H11ZM23 224V223H21ZM48 224V223H47ZM51 224V223H50ZM49 224V225H50ZM193 224V223H192ZM15 225V224H14ZM38 225V224H37ZM61 225V224H60ZM160 225V224H159ZM179 225V224H178ZM185 225V224H184ZM226 225V224H225ZM19 226V225H18ZM33 226V224H32ZM52 226V225H51ZM49 226V227H51ZM157 226V225H156ZM177 226V225H176ZM180 226V225H179ZM235 226V225H234ZM13 227V228H12ZM28 227V226H27ZM24 227V228H27ZM31 227V226H30ZM39 227V226H38ZM48 227V228H49ZM82 227V226H81ZM80 227V228H81ZM158 227V226H157ZM162 227V226H161ZM193 227V226H192ZM22 228V229H24ZM32 228V227H31ZM79 228V229H80ZM164 228V227H163ZM166 228V227H165ZM180 228V227H179ZM188 228V227H187ZM225 228V227H224ZM237 228V227H236ZM13 229V230H12ZM21 229V228H20ZM59 229V228H57ZM55 229V230H57ZM78 229V228H77ZM156 229V228H155ZM154 228L150 230V234H148L146 237L151 238V236L155 237L158 235V233L161 231H157ZM169 229V228H168ZM175 229V228H174ZM211 229V228H210ZM31 230V229H30ZM29 230V231H30ZM44 230V229H43ZM101 227L99 229L95 228L92 232V238H94L97 235L102 234L100 232ZM149 230V229H148ZM206 230V229H205ZM237 230V229H236ZM251 230V229H250ZM28 231V230H27ZM52 231V230H50ZM63 230H61L62 232ZM26 232V231H24ZM23 232V233H24ZM57 232V231H56ZM59 232V233H61ZM166 232V231H165ZM27 233V232H26ZM39 233V232H38ZM47 233V232H46ZM45 233V234H46ZM171 233V232H170ZM44 234V235H45ZM57 233H53L51 235L52 243L53 241L56 242L55 246L51 249H42V251H32L33 254H28V261H36L37 263H43L48 264L50 262H55L58 260H65L67 256H69L67 250H62L63 248L60 247L62 241L60 240L62 238V235L60 239L56 237ZM190 234V233H189ZM197 234V233H196ZM195 234V235H196ZM203 234V233H202ZM258 234V233H257ZM103 235V234H102ZM228 235V233H227ZM26 236V235H25ZM32 236V235H31ZM30 236V237H31ZM64 236V235H63ZM192 236V235H191ZM66 237V236H64ZM84 237V236H83ZM104 239L100 243L94 244V249L98 248L100 249L98 254L100 253L102 257L106 256L107 253H109L110 245L107 242V238L103 235ZM42 238V237H40ZM47 238V236L45 237ZM137 238V237H136ZM143 238V239H144ZM238 238H241L238 237ZM39 239V237H38ZM43 239V238H42ZM80 239V238H79ZM148 239V238H147ZM187 239V238H186ZM13 240V242H11ZM29 240V239H28ZM31 240V239H30ZM29 240V241H30ZM35 239H33L34 241ZM190 240V239H189ZM247 240V239H246ZM254 240L258 241V238H254ZM51 241V240H50ZM75 241V240H74ZM133 243L132 247L129 249H119L117 250V253L122 255L123 259H120L115 261L116 264H119L120 262H123L122 264H148L146 259L149 254H152L148 252V250L139 251L137 250L136 246L134 245L135 238L132 240ZM179 241V240H178ZM32 242V241H31ZM45 242V241H44ZM121 242V241H120ZM184 242V241H183ZM181 242V244L183 243ZM259 242V241H258ZM10 243H12L11 245ZM27 242H25L26 244ZM51 243V242H50ZM65 244V241L63 242ZM146 243V242H145ZM155 243V242H153ZM157 243V242H156ZM34 244V243H33ZM49 244V243H48ZM118 244H120L118 242ZM164 244V243H161ZM184 244V243H183ZM205 244V243H204ZM242 244V243H241ZM24 245V244H23ZM27 245V244H26ZM36 245V244H35ZM41 245V244H40ZM52 245V244H51ZM82 245V244H81ZM30 246V245H29ZM32 246V244H31ZM50 246V245H48ZM158 246V245H157ZM165 246V245H163ZM245 246V245H244ZM43 247V246H42ZM79 247V246H78ZM150 247V246H149ZM155 247V246H153ZM198 247V246H197ZM22 248V247H21ZM32 248V247H31ZM46 248V247H45ZM191 248V247H190ZM204 248V247H203ZM202 248V249H203ZM12 249V250H10ZM20 249V248H19ZM29 249V248H28ZM90 249V248H89ZM163 249V247H162ZM169 249V247H168ZM167 249V250H168ZM21 250V249H20ZM24 250V249H22ZM27 250V249H26ZM34 250H37L34 249ZM156 250V249H155ZM165 250V249H164ZM189 250V249H188ZM90 251V250H89ZM88 251V253H89ZM0 252V253H1ZM20 252V251H19ZM22 253V251H21ZM149 253V254H148ZM154 253V252H153ZM24 254V253H23ZM5 255V254H4ZM22 255V254H21ZM72 255V254H71ZM158 255V254H157ZM155 255V256H157ZM2 256V255H1ZM11 256V257H12ZM20 256V255H19ZM154 256V255H153ZM161 256V254H160ZM181 256V255H180ZM219 256V255H218ZM10 257V256H9ZM16 257V258H15ZM26 257V256H25ZM183 257V256H182ZM203 257V256H202ZM22 258V256H21ZM27 258V259H28ZM105 258V257H104ZM149 258V257H148ZM201 258V257H200ZM204 258V257H203ZM26 260V258H24ZM24 259L22 261H24ZM167 259V258H166ZM199 259V257H198ZM11 259H7V256L5 258L0 259V264H12L10 263ZM19 260V259H18ZM89 262L91 261V258L88 259ZM159 260V259H158ZM179 260V259H178ZM221 260L225 264H240L238 260H232V257L230 253L224 252L221 255ZM14 261V260H12ZM170 261V260H169ZM17 262V260H16ZM27 262V261H26ZM25 262V263H26ZM66 262V261H65ZM161 260L158 262L154 261V264L160 263ZM190 262V261H189ZM15 263V262H14ZM29 263V262H28ZM34 263V262H33ZM152 263V264H153ZM199 263V262H198ZM20 264V263H19ZM151 264V263H150ZM259 264H264V261H262Z\"/></svg>","mask_w":264,"mask_h":264}]
</instances>
